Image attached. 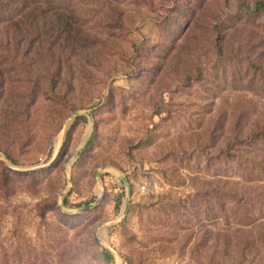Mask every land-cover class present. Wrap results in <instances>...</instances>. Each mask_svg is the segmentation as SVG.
<instances>
[{"label": "rangeland", "instance_id": "374dc122", "mask_svg": "<svg viewBox=\"0 0 264 264\" xmlns=\"http://www.w3.org/2000/svg\"><path fill=\"white\" fill-rule=\"evenodd\" d=\"M34 3L67 27L0 63V264H264V0Z\"/></svg>", "mask_w": 264, "mask_h": 264}, {"label": "trees", "instance_id": "16d2710c", "mask_svg": "<svg viewBox=\"0 0 264 264\" xmlns=\"http://www.w3.org/2000/svg\"><path fill=\"white\" fill-rule=\"evenodd\" d=\"M35 2V1H32ZM30 0H0V63L17 66L29 59L36 44L44 46L49 36L50 42H55L66 31L67 24L60 19L50 25L55 35L48 34L43 29L48 25L47 15L52 12L49 5L34 3ZM257 9L264 12V5L258 4ZM59 16L58 11H55ZM49 26V25H48ZM34 35L35 37H31ZM24 64V63H23ZM6 79L0 72L1 94H4Z\"/></svg>", "mask_w": 264, "mask_h": 264}, {"label": "water", "instance_id": "95a60500", "mask_svg": "<svg viewBox=\"0 0 264 264\" xmlns=\"http://www.w3.org/2000/svg\"><path fill=\"white\" fill-rule=\"evenodd\" d=\"M121 181H122L124 184H126V182H125L124 180L121 179ZM126 185H127V184H126Z\"/></svg>", "mask_w": 264, "mask_h": 264}]
</instances>
